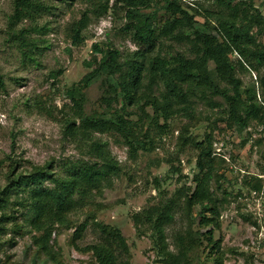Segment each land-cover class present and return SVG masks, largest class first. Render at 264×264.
<instances>
[{
    "label": "rangeland",
    "instance_id": "1",
    "mask_svg": "<svg viewBox=\"0 0 264 264\" xmlns=\"http://www.w3.org/2000/svg\"><path fill=\"white\" fill-rule=\"evenodd\" d=\"M106 1L44 0L48 8L12 22L14 0H0V74L4 81L0 87V188L6 184L12 166L16 167V175L51 162L58 174L63 172L64 163L77 159L93 161L85 154L82 141L65 134V121L80 108L87 114L109 115L117 110L131 119L135 135L146 144V149L139 148L132 157L118 133H94L107 143L119 163V173L100 187L89 189L81 204L65 213L64 223L50 224L46 249L37 242L43 230L25 220L24 209L11 204L5 212L11 218L0 221V264H97L91 251L81 250L99 241L95 222L121 230L129 264H163L152 246L148 223L137 226L133 215L168 198L177 204L175 219L166 229L171 250H177L176 232L197 231L201 236L200 232L213 229V237L220 240L222 264H264L263 110L240 129L229 118L225 99L206 90L191 93L189 112L173 113L166 122L159 118L157 125L154 110L144 98L131 105L113 101L108 108L100 101V80L84 88L80 85L84 75L95 66L89 62L100 57L93 44L118 49L121 56L135 51L139 45L132 40L130 31L123 29L127 20L120 2L108 0L109 10L96 16L95 9ZM162 1L141 9H156L160 25L166 18L164 10L158 7ZM195 5L201 12L212 13L211 24L217 23L223 10L216 0H196ZM254 6L264 15V0H254ZM83 13L89 17L82 31L84 40L74 44L69 26ZM195 18L193 27H200L204 18ZM255 30L252 27L251 31ZM258 40L264 44V35H259ZM176 51L188 52L187 44L160 36L147 55ZM229 57L236 61L238 55L232 53ZM209 65L212 67L213 63ZM50 72H59L55 80ZM236 72L242 88L254 89L256 100L261 103L264 98L260 78L264 67L260 71L237 67ZM219 84L232 93L229 85ZM72 88L79 91L80 108L69 101L67 90ZM196 141L209 144L212 150L209 191L213 201L210 205L215 204L219 214L214 216L216 224L202 222V215L212 214L200 213L201 204L186 207L185 192L191 193L195 188L193 176L200 149ZM83 223L85 228L75 232ZM208 251L207 241L199 239L188 253L190 262L213 264L207 257Z\"/></svg>",
    "mask_w": 264,
    "mask_h": 264
},
{
    "label": "trees",
    "instance_id": "2",
    "mask_svg": "<svg viewBox=\"0 0 264 264\" xmlns=\"http://www.w3.org/2000/svg\"><path fill=\"white\" fill-rule=\"evenodd\" d=\"M43 1L14 0L11 21L15 22L48 8ZM117 1L121 3L127 20L123 29L130 31L132 40L139 48L121 56L118 49L102 48L94 43L93 47L100 57H94L89 62L95 66L81 79V88L100 80L103 89L100 101L108 108L113 101L121 100L124 105H131L144 98L154 110L156 125L159 118L166 122L173 113L189 112V96L196 90H206L225 99L229 118L240 129L245 128L249 120L258 118L260 111L264 112V99L258 103L255 90L242 88L241 79L236 74L237 67L255 71L264 67V44L258 40L259 35H264V15L254 6V0H216L223 10L214 24L209 20L212 13L207 10L201 12L195 5L196 0L195 3L163 0L158 6L166 15L161 25L158 23L156 9L148 12L141 10L143 7L156 5L157 0ZM109 8L107 0L100 3L94 13L99 17ZM198 15L204 18V22L200 27H193ZM88 19L87 13H83L80 19L70 24L72 43L84 40L82 31ZM254 26L256 30L252 32ZM19 36L24 38L22 32ZM160 36L187 44L188 52L147 55ZM232 53L238 55L236 61L230 59L229 55ZM209 63H213V66L210 67ZM58 74L59 72H50L54 80ZM220 82L229 85L232 93H229L226 86L220 87ZM260 85L264 98V75L260 78ZM2 86L4 81L0 74V87ZM78 92L76 88L67 90L69 101L80 108L81 97L78 99ZM96 132L118 133L132 157L139 148L146 149L145 141L135 135L131 119L125 118L117 110L107 115L105 112L87 114L81 108L77 109L75 116L65 121V134L82 141L85 154L94 160L77 159L64 163L63 172L58 174L51 162L37 166L28 173L21 172L16 175V167L12 166V173L8 174L6 184L0 188V221L11 218L5 213L11 204L24 209L25 220L33 227L43 230L37 237V242L42 249H46L51 234L48 229L50 224L64 223L65 213L81 204L89 189L100 187L119 173L117 159L107 143L94 136ZM196 146L200 149L196 159L197 172L193 176L195 188L191 193L190 190L185 192L186 207L201 204L200 213L210 211L212 214L211 217L202 215V222L208 224L214 221L216 224L214 216L219 214L215 204L210 205L213 201L209 191L211 146L199 141H196ZM46 181L49 184H45ZM12 197L16 201H12ZM176 206V201L168 198L133 215L137 226L148 223L152 246L161 262L192 264L188 253L199 239L204 238L209 248L207 257L210 256L213 264H222L220 240L213 237V229L200 232L201 236L196 234L197 231L176 232L174 238L177 250L169 248L166 229L175 219ZM15 225V229L19 230L20 226L17 223ZM94 225L99 232V241L88 244L81 250L91 251L97 264H129L126 257L127 245L121 230L103 223L95 222ZM84 228L85 223L79 225L75 232L79 233Z\"/></svg>",
    "mask_w": 264,
    "mask_h": 264
}]
</instances>
